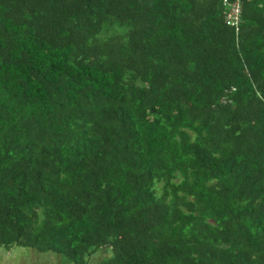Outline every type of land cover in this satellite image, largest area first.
Returning <instances> with one entry per match:
<instances>
[{
  "label": "trees",
  "instance_id": "16d2710c",
  "mask_svg": "<svg viewBox=\"0 0 264 264\" xmlns=\"http://www.w3.org/2000/svg\"><path fill=\"white\" fill-rule=\"evenodd\" d=\"M0 246L264 264V0H0Z\"/></svg>",
  "mask_w": 264,
  "mask_h": 264
},
{
  "label": "rangeland",
  "instance_id": "374dc122",
  "mask_svg": "<svg viewBox=\"0 0 264 264\" xmlns=\"http://www.w3.org/2000/svg\"><path fill=\"white\" fill-rule=\"evenodd\" d=\"M108 254V248H99L88 256L86 264H94ZM63 259L57 253L51 251L39 252L21 246H12L6 249L0 246V264H66Z\"/></svg>",
  "mask_w": 264,
  "mask_h": 264
},
{
  "label": "built area",
  "instance_id": "2783aa9c",
  "mask_svg": "<svg viewBox=\"0 0 264 264\" xmlns=\"http://www.w3.org/2000/svg\"><path fill=\"white\" fill-rule=\"evenodd\" d=\"M224 20L227 25H231L234 27V29H236L239 20V7L237 1L229 4V9L224 15Z\"/></svg>",
  "mask_w": 264,
  "mask_h": 264
}]
</instances>
